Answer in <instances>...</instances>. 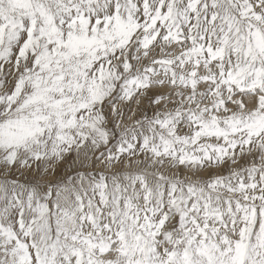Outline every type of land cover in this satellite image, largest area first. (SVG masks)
I'll return each instance as SVG.
<instances>
[{
    "label": "snow or ice",
    "instance_id": "1",
    "mask_svg": "<svg viewBox=\"0 0 264 264\" xmlns=\"http://www.w3.org/2000/svg\"><path fill=\"white\" fill-rule=\"evenodd\" d=\"M0 264H264V0H0Z\"/></svg>",
    "mask_w": 264,
    "mask_h": 264
}]
</instances>
